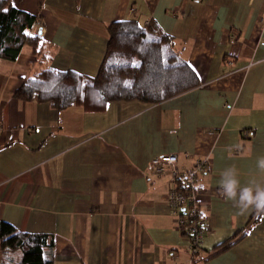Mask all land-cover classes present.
<instances>
[{"label": "crops", "instance_id": "1", "mask_svg": "<svg viewBox=\"0 0 264 264\" xmlns=\"http://www.w3.org/2000/svg\"><path fill=\"white\" fill-rule=\"evenodd\" d=\"M11 1L37 16L44 56L34 61L24 45L15 60L0 58V220L52 234L53 264H188L189 240L166 201L169 175L148 162L174 153L188 168L207 154L198 181L205 226L192 264H264V211L242 209L221 187L228 169L237 192L264 186V0ZM123 19L171 36L199 84L100 111L13 96L38 67L94 76L107 25ZM248 220L240 238L205 256Z\"/></svg>", "mask_w": 264, "mask_h": 264}, {"label": "trees", "instance_id": "2", "mask_svg": "<svg viewBox=\"0 0 264 264\" xmlns=\"http://www.w3.org/2000/svg\"><path fill=\"white\" fill-rule=\"evenodd\" d=\"M36 19V15L13 7L11 0H0V58L15 60L21 48L28 45L34 61L41 62L40 35L32 32ZM107 30L105 55L94 76L38 67L21 78L13 96L46 102L56 110L81 106L100 111L111 101L157 103L199 84L196 72L174 50L171 36L152 23L143 27L134 19H123L110 22ZM191 222L188 218L186 223ZM248 223L205 256L211 257L226 243L235 242ZM180 232L194 241L186 230ZM53 248L52 234L22 231L0 220V264H53ZM199 251L200 247L191 254V264Z\"/></svg>", "mask_w": 264, "mask_h": 264}, {"label": "built area", "instance_id": "3", "mask_svg": "<svg viewBox=\"0 0 264 264\" xmlns=\"http://www.w3.org/2000/svg\"><path fill=\"white\" fill-rule=\"evenodd\" d=\"M38 24L39 20L36 19L33 26ZM176 162V154H160L149 160L148 169L156 175H169L166 201L170 214L176 218L178 229L193 235L194 241L188 244L191 258V254L196 253L201 245L205 226V218L199 210L198 181L199 176L208 170L210 159L207 154L199 155L188 168H180ZM188 218L192 220L189 224L186 223ZM188 262L191 264L190 260Z\"/></svg>", "mask_w": 264, "mask_h": 264}, {"label": "clouds", "instance_id": "4", "mask_svg": "<svg viewBox=\"0 0 264 264\" xmlns=\"http://www.w3.org/2000/svg\"><path fill=\"white\" fill-rule=\"evenodd\" d=\"M258 166L264 169V158L258 160ZM239 181L235 171L228 169L223 173L221 187L229 199L237 198L242 209L254 207L258 211H264V186L252 182L251 186H245L237 192Z\"/></svg>", "mask_w": 264, "mask_h": 264}, {"label": "snow or ice", "instance_id": "5", "mask_svg": "<svg viewBox=\"0 0 264 264\" xmlns=\"http://www.w3.org/2000/svg\"><path fill=\"white\" fill-rule=\"evenodd\" d=\"M14 6H15V3H13V7H14ZM5 11H7V10L5 9ZM188 67L191 68L193 72H196V71H197L196 68H195V66L192 65V64H190V63H189V65H188Z\"/></svg>", "mask_w": 264, "mask_h": 264}, {"label": "water", "instance_id": "6", "mask_svg": "<svg viewBox=\"0 0 264 264\" xmlns=\"http://www.w3.org/2000/svg\"><path fill=\"white\" fill-rule=\"evenodd\" d=\"M40 32H41V29H38V30H37V33L40 34Z\"/></svg>", "mask_w": 264, "mask_h": 264}, {"label": "rangeland", "instance_id": "7", "mask_svg": "<svg viewBox=\"0 0 264 264\" xmlns=\"http://www.w3.org/2000/svg\"><path fill=\"white\" fill-rule=\"evenodd\" d=\"M188 264H190V262H188Z\"/></svg>", "mask_w": 264, "mask_h": 264}]
</instances>
